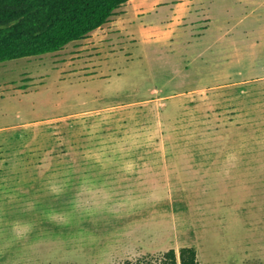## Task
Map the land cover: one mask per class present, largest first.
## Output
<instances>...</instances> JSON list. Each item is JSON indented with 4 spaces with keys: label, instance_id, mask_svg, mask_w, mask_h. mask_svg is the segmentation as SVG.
<instances>
[{
    "label": "rangeland",
    "instance_id": "1",
    "mask_svg": "<svg viewBox=\"0 0 264 264\" xmlns=\"http://www.w3.org/2000/svg\"><path fill=\"white\" fill-rule=\"evenodd\" d=\"M157 1L0 63V264L183 247L201 264H264V0H194L188 22L213 23L203 42L131 61L127 19L167 21Z\"/></svg>",
    "mask_w": 264,
    "mask_h": 264
},
{
    "label": "trees",
    "instance_id": "2",
    "mask_svg": "<svg viewBox=\"0 0 264 264\" xmlns=\"http://www.w3.org/2000/svg\"><path fill=\"white\" fill-rule=\"evenodd\" d=\"M130 0H0V63L62 50L104 26ZM120 264H201L192 247Z\"/></svg>",
    "mask_w": 264,
    "mask_h": 264
},
{
    "label": "crops",
    "instance_id": "3",
    "mask_svg": "<svg viewBox=\"0 0 264 264\" xmlns=\"http://www.w3.org/2000/svg\"><path fill=\"white\" fill-rule=\"evenodd\" d=\"M194 0H159L157 1L152 11L158 12L164 7L170 8L172 15L168 17L167 21H163L160 25H153L146 21L145 14H139L136 12L135 19H127V26L125 31L127 34V41L129 43L127 47V58L133 61L137 58L149 57V47H156L159 50L166 43L172 42H203L208 32L211 30L213 23L207 18V14L203 17L197 15L196 18L188 22V18L194 12ZM129 3V2H128ZM141 8H138V10ZM137 10V9H136ZM186 11V12H185ZM129 14V13H128ZM127 14V16H128ZM161 28L160 30H157ZM187 28L193 31L190 34V38L187 35ZM133 40V41H132ZM133 51V53H130ZM128 60V59H127ZM152 94L159 93L156 88H151ZM161 93V92H160Z\"/></svg>",
    "mask_w": 264,
    "mask_h": 264
}]
</instances>
